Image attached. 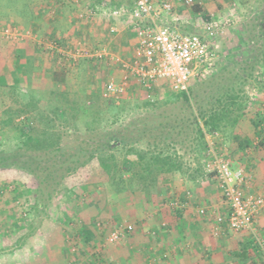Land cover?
<instances>
[{
  "label": "rangeland",
  "instance_id": "374dc122",
  "mask_svg": "<svg viewBox=\"0 0 264 264\" xmlns=\"http://www.w3.org/2000/svg\"><path fill=\"white\" fill-rule=\"evenodd\" d=\"M193 1L200 4L205 14L222 23V32L215 41L219 53L215 71L205 77H196L187 85V91L194 89L197 100L204 101L234 75L246 76L250 67L256 64L255 57L264 42V0ZM129 3L128 0L127 3L121 0L119 3L113 2L118 8H124ZM71 4L66 3L69 10L65 13L68 15L74 9ZM172 14L179 19L178 29L182 33L200 34L206 25L202 14L195 15L192 7L186 6L183 1L173 2ZM68 15L64 17V0H0V27L14 28L20 34L29 33L28 38L15 42L0 36V78L5 82V86L0 82V152L9 153L20 146L17 127L29 126L27 118L31 121L30 125L41 128L37 113L43 112L53 118L48 113L49 109L57 105L64 106V102L78 109L80 107L81 116L83 110L88 115L92 111L91 107L97 104L102 111V125L117 123L114 127L142 119L151 122L152 116L154 120L160 121L161 116H157L162 113H179L180 103H164L173 93L167 84L155 88L153 101L150 102L153 104L145 100L133 80L118 103L104 99L101 93L106 82L120 80L117 65L108 58L83 57L73 60L66 55L75 49L90 52L105 50L115 58L128 60L137 43L136 33L132 27H128L127 17L120 18L122 22L114 21V27L118 30L116 36L111 35L109 29L101 27L95 33L87 29L81 31L83 23L77 18L73 20L74 17V25L68 21ZM98 38L101 40L98 41ZM64 41L68 45H64ZM23 63H27V66L20 71L19 64ZM251 76L244 87L245 114L240 118V126L236 127L241 135L248 134L246 130L248 125L252 126L251 119H254L255 113L260 109L264 112V67L257 62ZM92 95L97 98L95 104ZM10 117L12 123L5 124L4 121L7 122ZM62 119L56 121L63 123ZM81 131L78 136L83 139L85 137ZM250 136L252 145L249 152L257 144L254 130ZM210 138L214 145L213 152L231 159L229 146L235 140L220 135ZM70 139H74V136ZM68 140L63 138L62 141L67 143ZM184 150L178 147L180 154L177 155L181 156L185 176L175 174L163 178L158 184V193L153 191L147 197L131 192L113 194L104 174L93 164L78 170L66 181L58 179L59 185L52 180L42 183L34 174L21 169V164L20 168L1 169L0 264H248L249 261L239 260L236 263L237 258L233 255L239 250L237 243L252 237L247 233H226L215 237L203 229L204 237L191 240L190 251L181 257H178L180 254H160L159 249L151 244L156 239L157 230H162V222L170 219L174 213L164 207V202L160 201L162 198L189 192L192 197L190 208L194 209L198 217L206 219L209 225L213 223L214 215L227 213L224 202L221 201L223 209L216 202L217 184L206 173L204 162L196 161L189 150L186 149V154ZM116 156L121 160L123 154L116 153ZM240 156L233 157L232 162L234 170L244 169L250 177L245 189L250 194L264 196V159L260 162L261 168L255 169L254 163L250 164L253 160L251 154ZM211 158L209 155L208 163ZM201 162L205 167L200 170ZM195 170H198V174L191 181L190 175ZM35 174L43 178V171L36 170ZM202 186L209 189L212 201L219 207L213 204L208 207L194 205L198 199L195 197L201 195L199 190ZM200 209H204L205 213L199 214ZM17 219H21L20 225ZM137 219H151L148 223L151 226L133 224ZM92 222L96 227L97 244L87 248L82 245L76 231L79 226L88 227ZM260 223L256 225L257 235L264 243V226ZM129 227L131 230L125 237L117 242L107 241L114 229ZM135 229L137 239L133 241ZM16 242L22 246L15 248ZM143 245L148 248L142 249ZM150 247L154 248L150 250ZM95 257L98 259L95 260ZM261 259L262 264V255Z\"/></svg>",
  "mask_w": 264,
  "mask_h": 264
},
{
  "label": "trees",
  "instance_id": "16d2710c",
  "mask_svg": "<svg viewBox=\"0 0 264 264\" xmlns=\"http://www.w3.org/2000/svg\"><path fill=\"white\" fill-rule=\"evenodd\" d=\"M191 7L195 15L202 14L201 17L206 24L216 20L213 16L205 14L197 2ZM255 60L264 67V42ZM255 65L250 67V72L246 76L234 75L204 101L197 100L195 90L192 88L185 92H173L164 103H180L179 113L167 115L162 113L157 116H161L160 121L154 120L152 116V123L149 119H142L143 122L132 121L121 127H114L117 123L104 126L101 122L102 111L95 104L97 98L94 95L92 97L95 105L91 107L92 111L88 115L83 110L81 116L80 107L79 109L72 107L67 102H64V106L57 105L49 109L48 113L54 116L53 118L49 114L39 112L36 116L41 120L42 127L30 125L29 118L26 119L29 126L17 127L20 146L9 153L0 152V170L8 167L20 168L21 164V169L34 174L42 183L52 180L59 185L58 179L66 181L78 170L93 164L104 174L107 186L115 195L131 192L141 193L147 197L153 191L158 193V184L163 178L177 173L185 176L181 156L177 155L178 147L185 149V154L189 150L196 161L201 160L206 166L209 164L207 161L209 144L206 136L220 135L226 139L232 137L239 143L241 152L249 149L252 142L249 139L240 140L234 137L233 132L240 118L245 114L244 87L251 79ZM26 66L27 63H23V65L19 64L18 68L21 71ZM0 82L5 86L2 78ZM161 85L165 83H159L155 88ZM64 99L66 101L65 96ZM61 117L63 123L57 122L56 119L59 120ZM4 123L11 124L12 117ZM251 124L257 140V144L252 149L255 152L260 150L264 152L263 109L255 113ZM81 129L85 137L83 139L78 136ZM72 136L74 139L68 140ZM63 138L64 140L67 138V143L62 141ZM212 147L214 148V145ZM116 153L123 154L121 160L117 159ZM229 160L232 164V159ZM260 162L263 161L260 159ZM202 167L205 166L201 162L199 169L201 170ZM36 170L43 171V178L35 174ZM197 171L190 175L189 180H195ZM209 176L214 178V173H210ZM246 176L250 179L247 174ZM170 198H160V201L165 203ZM182 211L172 212L175 215ZM17 223L20 225L21 219H17ZM90 224L88 227L79 226L76 231L82 245L87 248L95 247L97 244L96 227L94 222ZM237 244L239 250L233 252L234 257L237 258L236 263L239 260L249 261L248 264H261V252L252 237ZM20 246L22 245L17 242L14 245L15 248ZM96 259L98 258L95 257Z\"/></svg>",
  "mask_w": 264,
  "mask_h": 264
},
{
  "label": "built area",
  "instance_id": "2783aa9c",
  "mask_svg": "<svg viewBox=\"0 0 264 264\" xmlns=\"http://www.w3.org/2000/svg\"><path fill=\"white\" fill-rule=\"evenodd\" d=\"M131 1L129 10L107 6L104 7L103 13L107 19L127 17L128 26L135 31L137 43L128 60L115 58L105 50L90 52L75 49L66 55L73 60L83 57L108 58L117 65L120 80L106 82L101 93L104 99L118 103L133 80L141 89L144 98L152 102L155 87L159 83L169 85L173 92H185L192 79L205 77L215 71L219 58L215 41L222 32L220 21L214 19L207 23L200 34L182 33L178 29L179 19L172 14L173 2L183 1L186 6H193V0H162L160 4L152 0ZM95 15L93 10L86 12L87 17ZM109 32L116 34L118 30L110 26ZM0 36L15 42L28 38L29 33L20 34L14 28L0 27ZM212 146L213 144H209L208 155L212 158L205 171L207 174L214 173L219 195L227 207L225 215L212 213V234L215 237L226 233L249 234L259 247L264 264V243L257 235L256 226V218L264 206V198L248 193L245 188L249 178L245 171L233 170L230 160L226 156L216 155ZM191 198L189 192H184L182 196L170 198L164 203V207L170 211L187 210L191 207ZM198 213L204 214L205 210L200 209ZM164 226L165 224L161 225ZM130 230V227L123 230L114 229L108 235L107 241L117 242L129 234Z\"/></svg>",
  "mask_w": 264,
  "mask_h": 264
},
{
  "label": "crops",
  "instance_id": "0c3cea01",
  "mask_svg": "<svg viewBox=\"0 0 264 264\" xmlns=\"http://www.w3.org/2000/svg\"><path fill=\"white\" fill-rule=\"evenodd\" d=\"M70 1L64 0V17H66V15H68L67 13H65V11L69 10V8H68L69 6H67L66 3H72L71 5H73L74 9L68 15V21L70 20V22H72L73 20L79 19L81 21V23L84 24V25L81 24L82 26H80L81 31L85 32L87 29V30H89V32L95 33L96 31L98 32L99 27L106 28L108 30L110 28V26L112 27L115 25L114 21L115 22L116 21L122 22L120 18L107 19L103 16V13L105 12L104 7H107V6H110L112 8L117 7L116 5L113 4V2L119 3L120 0H70ZM121 1H123L124 3H127V0H121ZM128 1L130 2L129 5L126 4V7L123 6L124 9H127V10H129L132 6V1L131 0H128ZM152 1L156 4H160L162 0H152ZM119 8H121V7H119ZM89 10L95 11L96 15L94 17H87L86 12ZM81 15H83V16L80 17ZM74 17H75V19H73ZM65 19L66 18H64V20ZM66 22L67 21L65 20L64 23H66ZM76 23H78V22L76 21ZM73 24L75 25V23H73ZM86 25H88L89 27ZM80 29H78V30H80ZM123 29H126V27ZM78 30H76V31H78ZM74 33L77 34L78 32H74ZM82 34H84V33H82ZM111 35H116V34H111ZM100 40H101V38H98V41H100ZM136 41L137 40L135 39V42ZM104 42H106V41H104ZM66 44L68 45V42L64 41V45H66ZM238 126H240V123H238ZM253 130L254 129H252V126L248 125V130H246L248 132L247 135H241L242 133L240 132L239 128L238 129L236 128L234 130L233 135H234V137H237L240 140L249 139V137H251L250 136L251 133H253ZM210 140H211L210 136H206V141L208 142V144H213ZM229 150H230L229 152H231V155H232L231 159H233V157L236 158L239 155H241L240 157H243V156L245 157L246 155L251 154L253 157V160L250 161V164L254 163L255 169L261 168L262 164L258 160L264 159V152L263 151L260 150V151L255 152L254 150H250V152H249V149H248V150H245L244 152H241V150L239 148V143L237 141H234V142L232 141L231 146H229ZM177 154H180V153L177 152ZM243 154H245V155H243ZM254 159L256 161H254ZM233 165H234V162H232V169L234 170ZM177 174L179 176H182L180 173H177ZM199 192H201V195L200 196L197 195V197H195L198 199L195 200L196 204H194V205L203 206V207H205V206L208 207V206L214 205V206L219 207V205H215V203L212 201V197H211L212 195L210 194L208 188L202 186V189H200ZM216 194L217 195H215V196H217V198H218L216 200V202H218L217 204L221 205L222 204L221 201H223V200L218 193V189H216ZM178 195L182 196L183 193H180V194L178 193ZM262 197H264V196H262ZM222 205L220 207L223 209ZM226 210H227V207H226ZM170 216H171L170 219H165V220H167V222H165V220L162 222V224H165V226L162 227L163 231L160 229H159L160 231L157 230L158 234L156 236V239L154 240L155 244L151 243V244L155 245L154 247L159 249L160 254L164 255V253H166V254H173L174 256L180 254L178 257L184 256L186 253H188V251H190L191 247L189 246V242L191 240H194V241L198 240V239L201 240L204 237V236H202L203 235V229L210 231V234L212 233L211 232L212 231V224L209 225V223L206 221V219L198 217L194 213L193 208H188L187 210H183L179 214L177 213L174 215V213H173ZM207 216H208V214H207ZM256 219H257V223H256L257 226L259 224H261L260 221L263 223V226H264V222L262 221V219H264V206H263L261 212L259 213V215L257 216ZM150 220L151 219H137L136 221H138V222L135 221V223H133V224H136L137 226L144 225V224L146 225V224L150 223L149 222ZM158 222H159V220H157V223ZM166 223L168 224V226L166 225ZM148 225L151 226L150 224H148ZM136 233H137L136 229L133 230V233H132V234H134L133 241H135V239H137ZM135 246H137V244ZM143 246L144 247H142V249L148 248L146 245H143ZM154 247H150V250H152ZM154 250H156V249H154ZM155 252H157V251H155Z\"/></svg>",
  "mask_w": 264,
  "mask_h": 264
}]
</instances>
